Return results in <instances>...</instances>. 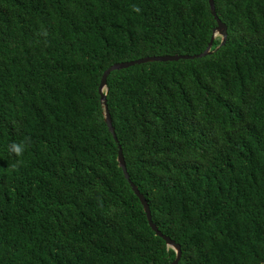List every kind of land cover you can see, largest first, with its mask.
<instances>
[{"label":"trees","instance_id":"trees-1","mask_svg":"<svg viewBox=\"0 0 264 264\" xmlns=\"http://www.w3.org/2000/svg\"><path fill=\"white\" fill-rule=\"evenodd\" d=\"M0 0V264H264V0ZM136 9H139L137 11ZM27 141L22 163L8 151Z\"/></svg>","mask_w":264,"mask_h":264},{"label":"water","instance_id":"water-1","mask_svg":"<svg viewBox=\"0 0 264 264\" xmlns=\"http://www.w3.org/2000/svg\"><path fill=\"white\" fill-rule=\"evenodd\" d=\"M209 2V6H210V10L211 13L216 21V27L213 29L212 32V36L210 39V42L208 43V46L206 47V49L197 55H193V56H189V55H163V56H147V57H143L137 60H132V61H127V62H119V63H115L112 66L108 67L102 74L101 76V81L98 87V93L100 96V102L102 105V113H103V117H104V122L108 128V131L112 134L115 142L118 143L116 134H115V130L114 127L112 125V119L110 116V112L108 110V105H107V100H106V95L108 92V87H107V78L110 75L111 72L113 71H117V70H121V69H126L135 65H140V64H144V63H150V62H175V61H179V60H187V59H195V58H203L206 57L210 54L213 53V51H211L212 48V44H213V40L216 37H220L221 41L219 46L214 50H218L220 47H222L223 45H225L226 41H227V27L226 25L218 18L217 14H216V9H215V3L214 0H208ZM117 161H118V165L122 170V173L125 177V179L128 181L132 191L134 192V194L137 196V198L139 199L144 213L146 215L147 218V222L148 225L150 226V228L152 229V231L155 233L156 236L162 238L165 243L166 246L168 248H171L174 252H175V259L170 263V264H178L179 260L181 258V248L180 245L177 244L174 240L170 239L168 236L164 235L156 226V224L152 221V215L150 212V208L148 205L147 200L144 198V196L139 192L138 188L136 187V185L130 180V176L127 172V168H126V163L124 160V156H123V152L122 149L120 148V145H118V153H117Z\"/></svg>","mask_w":264,"mask_h":264},{"label":"clouds","instance_id":"clouds-1","mask_svg":"<svg viewBox=\"0 0 264 264\" xmlns=\"http://www.w3.org/2000/svg\"><path fill=\"white\" fill-rule=\"evenodd\" d=\"M137 11H139V9H136ZM27 147V141H22L19 143H12L8 146V151L10 154L14 155L17 159V163H22V158L24 151L26 150Z\"/></svg>","mask_w":264,"mask_h":264}]
</instances>
